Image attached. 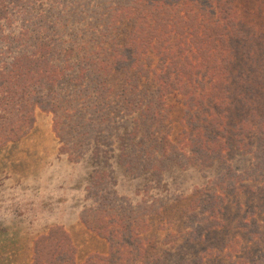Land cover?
I'll list each match as a JSON object with an SVG mask.
<instances>
[{"label": "trees", "instance_id": "obj_1", "mask_svg": "<svg viewBox=\"0 0 264 264\" xmlns=\"http://www.w3.org/2000/svg\"><path fill=\"white\" fill-rule=\"evenodd\" d=\"M260 33L264 0H0V146L50 112L61 150L93 161L80 219L106 244L78 260L54 224L32 264H264V168L249 184L224 159L253 112L264 147V107L242 65ZM114 150L124 172L157 185L168 175L166 187L125 190L107 167ZM219 166L213 180L174 188L190 168Z\"/></svg>", "mask_w": 264, "mask_h": 264}, {"label": "rangeland", "instance_id": "obj_2", "mask_svg": "<svg viewBox=\"0 0 264 264\" xmlns=\"http://www.w3.org/2000/svg\"><path fill=\"white\" fill-rule=\"evenodd\" d=\"M251 48L250 58L246 57L242 63L243 71L259 92L254 93L252 104L264 107V34L260 33L254 39ZM167 103L173 120L171 133L175 134L179 97L169 95ZM253 114L254 117L247 115L250 123L244 122L239 130L243 135V139H237L240 147L233 157L226 155L224 159L235 167L233 170L245 178L246 183L260 185L261 178L251 179L255 172L264 168L261 163L264 147H261L257 131L259 113ZM248 132L254 134L249 136ZM61 146L52 128V114L41 109L35 111L33 126L25 135L0 146V264H32L34 240L54 224L67 230L77 248L78 260L88 253L105 250L103 238L87 228L80 219L81 214L90 213L87 209L93 204V161L88 156L73 159L61 150ZM118 154L117 150L109 151L107 167L111 166L115 179H124L125 190L157 185L151 174L134 177L132 173L124 172L125 168L117 163ZM257 163L258 169L253 167ZM222 168L219 166L212 171L207 167L190 168L186 174L177 177L179 179L175 178L178 183L175 186L169 181L170 186L183 190L191 184L199 185L207 179L213 180V174L221 175ZM174 172L178 175L180 169ZM167 178L168 175H163L158 183L160 185L153 190L157 192L158 188L166 187ZM258 209L264 208L261 206ZM263 217L264 214L258 216L259 220Z\"/></svg>", "mask_w": 264, "mask_h": 264}]
</instances>
